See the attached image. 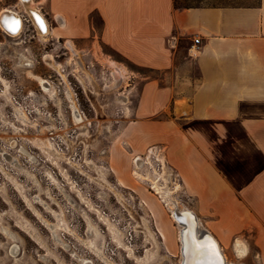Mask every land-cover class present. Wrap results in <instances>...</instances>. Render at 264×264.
Instances as JSON below:
<instances>
[{
  "label": "rangeland",
  "instance_id": "obj_1",
  "mask_svg": "<svg viewBox=\"0 0 264 264\" xmlns=\"http://www.w3.org/2000/svg\"><path fill=\"white\" fill-rule=\"evenodd\" d=\"M255 2L175 0L177 7L241 6ZM13 3L15 0H2L0 9ZM32 7H36L34 2ZM77 53L73 62L79 59L81 68L92 63L93 71L87 73L92 75V85L85 73L80 75L82 82L77 83L73 70L80 74L79 69L70 62L72 58L61 41L50 36L35 37L30 30L17 40L0 33V264H83L82 259L87 264H105L99 254L83 245L88 240L109 264H136L126 250L117 246L108 231L110 226L121 244L131 249L134 257L143 259L144 264H178L179 227L168 206L149 189L150 180L157 178L147 168L142 175L148 181L130 175L132 156L122 148L120 139L122 124L130 118V107L139 88L134 72L142 71L120 61L128 75L119 88L113 89V80L107 75L109 69L102 68L100 74L99 50ZM109 54L119 64L118 57ZM31 75L46 81L52 93H43ZM66 82L76 94L73 97L69 90L75 112L83 120L82 128L72 122L65 96ZM104 85L107 87L101 89ZM37 137L50 143L54 150L50 157L31 143ZM78 169L91 179L100 172L106 184H96ZM172 196L169 198L175 205L174 212L194 213L185 192ZM198 218L200 227L212 232L209 221H203L199 215ZM86 221L91 227H87ZM158 221L166 226L171 243L160 238ZM251 235L232 241L218 237L227 262L260 264ZM234 241L249 249L241 259L234 253ZM12 246L18 248L16 256L10 254Z\"/></svg>",
  "mask_w": 264,
  "mask_h": 264
},
{
  "label": "crops",
  "instance_id": "obj_2",
  "mask_svg": "<svg viewBox=\"0 0 264 264\" xmlns=\"http://www.w3.org/2000/svg\"><path fill=\"white\" fill-rule=\"evenodd\" d=\"M32 1L57 42L142 71L120 139L163 147L196 217L223 241L252 234L264 264V0Z\"/></svg>",
  "mask_w": 264,
  "mask_h": 264
},
{
  "label": "bare ground",
  "instance_id": "obj_3",
  "mask_svg": "<svg viewBox=\"0 0 264 264\" xmlns=\"http://www.w3.org/2000/svg\"><path fill=\"white\" fill-rule=\"evenodd\" d=\"M19 1H20V4H22V6L24 7V9L26 11H31L33 14H35L36 16H38L40 18L39 12L36 9V7L35 8L32 7V3H33L32 0H19ZM15 18H16V14L13 11L8 10V9H6V10L2 9L1 10L0 28L8 34V35H5V37H7V38H15L16 37V35H12V34L17 33L18 29L15 32L10 31L11 27L13 26V21L15 20ZM33 24L36 26V28H38V26L35 24V22H33ZM65 49L68 51V53L72 59H74V57L78 58V53L76 52V50L74 49L73 45L70 42L65 43ZM46 58H47V60L51 59L50 56H46ZM79 63H80L79 59H77V62H75V64L80 69V71L85 73L88 81L92 85V79L84 71V69L81 68ZM100 63L105 68L109 69V71H110V74H111V77L113 80L111 88H113V89L119 88V86L121 84H123L127 78V75H128L127 70L122 65H120V64H118L112 60H108L106 58H103V57L100 58ZM68 64H69V60H68ZM56 68L58 69L59 66H57ZM59 75L61 78L64 79V77L61 74H59ZM31 78L38 83V85L41 88V91L43 93H49V95L52 93L51 86L46 81H44L42 78H40L38 76H34V75H31ZM78 80L80 83L82 82L81 79H78ZM2 82H3V80H2ZM66 90L67 91H66L65 96H66L67 101L70 104V110L72 113V122L75 126L82 128L83 124H84L83 120L81 117H78L77 113L75 112V103H74V100L72 98L71 93L69 92V89L67 88ZM39 131H41V130H39ZM31 143L33 145L39 147L43 152H45L48 155V157H50V152L52 153L54 151V150H52V147H51L50 143L48 142V140L43 139L42 137H37V138L32 139ZM157 159L161 163H163L162 157L157 156ZM68 164L73 166L72 163H70V162ZM135 166H136V168H139L140 164L135 162ZM78 171L80 174L86 175L80 169H78ZM153 172L155 173V171H153ZM86 176H88V175H86ZM132 176L134 179H136V178L142 179L143 178V180H145V181L150 180L148 177L144 178V176L142 174H140L137 171V169L132 170ZM66 177H67V175H66ZM88 178L91 179L89 176H88ZM91 180L100 186H102L103 183L106 184V182L102 178V174L100 172H97V178L91 179ZM150 182H151V186H152L153 191H154L153 192L154 195L158 196V199H160L161 202L164 203L166 207L168 206L167 208H169L171 213H173L172 216H173L174 220L177 222L176 223L177 226L179 227V230H178V242H179L178 254L180 255V252H179L180 250H181L182 254H181V258L179 259L178 264H181V262H182V264H231V263L227 262V257L221 250L220 242H219L218 238L210 231V229L205 228L206 229L205 230V229H202L200 227L196 217L193 215L194 213H191L189 211H182V212H179V211L174 212L173 211V208L175 207V205L171 203V199L169 198V195L171 194V196H172L175 192H177L179 190L180 186L176 185L174 187L173 191L169 190L168 188H166V184L168 183V178L164 179L165 185H160L155 180H150ZM78 197H79L80 201H83V197L80 194H78ZM173 199H174V197H173ZM174 201L176 202L175 199H174ZM26 202H27L28 206L32 210H34L33 207L30 205V203L27 200H26ZM86 203H87L88 208L90 209L91 207H89L88 202H86ZM36 215L39 216L37 213H36ZM98 218H100V216H98ZM86 222H87V227H91L90 222L89 221H86ZM102 222L104 223V221H102ZM104 224H106V226L109 225L107 221H105ZM158 226L160 227V231L162 232V234L159 232L160 238L163 239L162 241L163 242L165 241L166 244L171 243V237L169 235H167V230H166V226L164 225V223H162V221H158ZM110 227L108 228V231L113 236V239L115 240L117 246L123 250H126L128 257H132L135 260L136 264H144L143 259L134 257L133 251L131 249H129L128 247L121 244V242L115 236L116 233L112 232ZM67 231L69 233H72L70 230H67ZM198 238H201V239H198ZM91 241L92 240H88V242H83V245L86 246L88 249H90V251L92 253H94L95 255L99 254L98 257L101 256L100 258H101V260L104 261L105 264H109L108 262L105 261L103 255L102 254L100 255V253H99L100 250L96 249ZM233 250H234V253L238 259L243 258L245 255V252L247 251L246 246L239 241H234ZM17 253H18V248L16 246H12L10 249V254L13 256H16ZM81 262L83 264H87V262L84 261L83 259L81 260Z\"/></svg>",
  "mask_w": 264,
  "mask_h": 264
},
{
  "label": "built area",
  "instance_id": "obj_4",
  "mask_svg": "<svg viewBox=\"0 0 264 264\" xmlns=\"http://www.w3.org/2000/svg\"><path fill=\"white\" fill-rule=\"evenodd\" d=\"M35 4H37V3L35 2ZM36 7H37V5H36ZM2 9L11 10V11H13L16 14V18H15L14 21H18L19 22V27H18L17 33L12 34V35H16V37H15L16 40L20 39L21 36L24 35L25 31H28V30H30L35 35V37L44 38V37L49 36L50 28L47 25V23L45 22V19H44L43 15L40 13L39 9H38V12H39L40 18L38 16H36L35 14H33L31 11H26L24 9V7L22 6V4H20L19 0H15V3H13V4L9 5V6H5L4 8H1L0 9V13H1ZM33 22H35V24L38 26V28H36V26L33 24ZM0 33L2 35H4V36L8 35L1 28H0ZM193 43H194V45H199L200 40L199 39H194ZM73 61H74L73 59L70 60V62H72L74 64L75 62H73ZM74 65H76V64H74ZM82 66H83V63H82ZM76 67H77V65H76ZM83 68H84V71L86 73H89V71H93L91 62H88V67L86 66V67H83ZM102 68L105 69V67L101 65L100 74H103ZM106 71H108V69ZM73 73H74L73 77L75 78L77 83H80L78 79L81 78L80 75H82L84 73L82 71H80V69H79V73L80 74H78V72L77 73L74 72V70H73ZM107 75L110 77V79H112L109 71L107 72ZM91 76L92 75H90V77ZM62 83H63V81H62ZM63 85L65 87L64 83H63ZM70 85H71L70 83L66 82V87H68L70 92L73 93V89L71 88ZM106 87H107V85H104V86L101 87V89H104ZM72 95H73V97H75L76 94L73 93ZM126 103L127 102H125V104ZM122 148L125 149L130 156H132V158H131L132 170L133 169H137V171L140 174H142V172L145 171L146 168L149 169L150 171H152V173H154L153 171H155L154 175L157 178L155 181H157L158 184L165 185L164 179L168 178V183L166 184V188H168L169 190L173 191L174 187L176 185H179L180 188L175 193H184V189H183V186H182V182H181L180 176L177 173V171L169 164V162H168V160L166 158V155H165V149L163 147H161V146L150 147L149 149H147L144 153H142L140 155H132L129 146L126 143H124V142L122 143ZM157 156L162 157L163 163H161L157 159ZM135 162L140 164L139 168H136ZM132 170H131V173H132ZM159 181H160V183H159ZM149 189L151 191H153V188H152L151 184H150Z\"/></svg>",
  "mask_w": 264,
  "mask_h": 264
},
{
  "label": "trees",
  "instance_id": "obj_5",
  "mask_svg": "<svg viewBox=\"0 0 264 264\" xmlns=\"http://www.w3.org/2000/svg\"><path fill=\"white\" fill-rule=\"evenodd\" d=\"M173 6H174V9H176V10H182V9H187V8H190V7H193V6H179V7H177L176 6V3H175V0H173ZM131 68H134V67H132L131 65H129ZM135 69V68H134Z\"/></svg>",
  "mask_w": 264,
  "mask_h": 264
},
{
  "label": "snow or ice",
  "instance_id": "obj_6",
  "mask_svg": "<svg viewBox=\"0 0 264 264\" xmlns=\"http://www.w3.org/2000/svg\"><path fill=\"white\" fill-rule=\"evenodd\" d=\"M19 27L18 21H13V26L11 27L10 31L15 32Z\"/></svg>",
  "mask_w": 264,
  "mask_h": 264
},
{
  "label": "flooded vegetation",
  "instance_id": "obj_7",
  "mask_svg": "<svg viewBox=\"0 0 264 264\" xmlns=\"http://www.w3.org/2000/svg\"><path fill=\"white\" fill-rule=\"evenodd\" d=\"M0 1H2V0H0ZM198 239H201V238H198ZM179 252H180V258H181V254H182V253H181V250H180ZM181 264H182V262H181Z\"/></svg>",
  "mask_w": 264,
  "mask_h": 264
}]
</instances>
